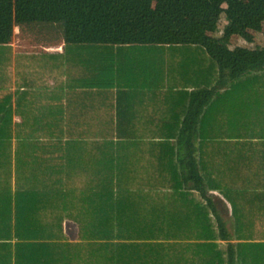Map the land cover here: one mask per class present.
<instances>
[{
  "label": "trees",
  "instance_id": "1",
  "mask_svg": "<svg viewBox=\"0 0 264 264\" xmlns=\"http://www.w3.org/2000/svg\"><path fill=\"white\" fill-rule=\"evenodd\" d=\"M263 1L0 0V264H264V51L229 44ZM30 21L62 50L16 52Z\"/></svg>",
  "mask_w": 264,
  "mask_h": 264
},
{
  "label": "rangeland",
  "instance_id": "2",
  "mask_svg": "<svg viewBox=\"0 0 264 264\" xmlns=\"http://www.w3.org/2000/svg\"><path fill=\"white\" fill-rule=\"evenodd\" d=\"M181 15L178 20V23H186L193 28H202L205 27V17L202 13H196L193 7V4L190 1H187L181 6ZM151 18L156 21V15L151 13ZM253 22L259 25L261 28L250 30L249 35L251 37V41H246L237 35L232 36L230 40V46L234 48L236 51L240 48L248 49V55H252L258 52L264 51V1L262 2L260 8L258 9L257 16L253 20ZM17 24L14 27V39L13 46L15 51H23V52H41L46 51L50 53H56L62 50L64 45V24H63V35L59 32L55 35L51 31V27H40L33 28L29 25H22L20 27V33L17 32ZM54 29V28H52ZM42 36L37 37L35 34L36 31ZM205 30L208 34L211 35H221L224 30V22L213 24L205 27ZM27 45V46H26ZM15 119H18L15 116ZM228 217L227 220L231 219L230 214L226 213ZM232 217V216H231ZM232 224V219L230 220Z\"/></svg>",
  "mask_w": 264,
  "mask_h": 264
},
{
  "label": "crops",
  "instance_id": "3",
  "mask_svg": "<svg viewBox=\"0 0 264 264\" xmlns=\"http://www.w3.org/2000/svg\"><path fill=\"white\" fill-rule=\"evenodd\" d=\"M19 23H25V22H19ZM19 23H16V24H19ZM63 23V22H62ZM15 24V25H16ZM209 170H211V168H208ZM212 171V170H211ZM208 195L211 197V199L214 201V203L216 204L220 214L224 217V219L227 221V224H228V227L229 229L233 232L235 230V225H234V221H233V216H232V213H231V209H230V205L229 203L227 202V200L225 199V197L220 193L218 192V190L216 189H213V188H208ZM189 196L194 198L196 201L200 202V204L202 205H205L206 207V202L204 200V198L201 196V194L198 192V191H191L189 193ZM206 208H209V207H206ZM226 213L227 214H230V218L232 219V224L230 222L231 219L227 220L228 217L226 216ZM232 216V217H231ZM214 222V220H213ZM214 224V227H215V223ZM64 230L67 234V240L63 241V244L65 243H73V242H77L78 239H77V231H78V226H77V223L73 220H70V219H67L64 221ZM205 241H211L213 243H215L217 245V247L219 249H224L225 246H226V243L227 241L226 240H223V239H220V238H217V239H213V240H202V242H205ZM230 242L232 243H237L238 240L237 239H232L230 240ZM51 260H52V263L51 264H54V255H55V251L52 249L53 248V242H51ZM67 245V244H65ZM69 246V245H67ZM9 248V247H8ZM6 250H4L3 252H5ZM22 255V254H21ZM31 255L30 251L27 250L23 252V256H22V259H24L23 261H25L23 264L27 263V264H35L37 263V261L39 262H42L41 260H39V258H34L33 260H30L29 259V256ZM7 258V257H6ZM34 261V262H32Z\"/></svg>",
  "mask_w": 264,
  "mask_h": 264
},
{
  "label": "bare ground",
  "instance_id": "4",
  "mask_svg": "<svg viewBox=\"0 0 264 264\" xmlns=\"http://www.w3.org/2000/svg\"><path fill=\"white\" fill-rule=\"evenodd\" d=\"M22 25H29V26H31L33 28H40V27H46V26H48V27H51V31L55 35L58 32H59V34L61 33L63 35V23L62 22L30 21V22H25V23H19V24H17V27L18 28L16 29L18 33L21 32L20 31V27H22ZM52 28H54V29H52ZM35 31H36L35 34L37 35V37L42 36L41 34H39L37 32V30H35Z\"/></svg>",
  "mask_w": 264,
  "mask_h": 264
},
{
  "label": "built area",
  "instance_id": "5",
  "mask_svg": "<svg viewBox=\"0 0 264 264\" xmlns=\"http://www.w3.org/2000/svg\"><path fill=\"white\" fill-rule=\"evenodd\" d=\"M16 52H23V51H16ZM26 52V51H25Z\"/></svg>",
  "mask_w": 264,
  "mask_h": 264
}]
</instances>
